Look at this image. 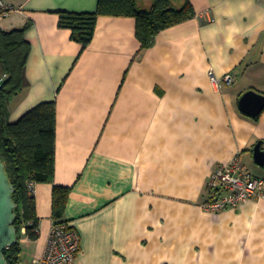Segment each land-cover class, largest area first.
Segmentation results:
<instances>
[{
  "label": "crops",
  "instance_id": "crops-1",
  "mask_svg": "<svg viewBox=\"0 0 264 264\" xmlns=\"http://www.w3.org/2000/svg\"><path fill=\"white\" fill-rule=\"evenodd\" d=\"M9 31L29 23L22 89L3 102L14 123L55 105L53 183L70 187L62 219L79 235L72 264H264V192L234 209L207 211L205 184L236 154L264 179V0H189L194 15L160 30L147 48L132 16H99L82 50L58 11H94L97 0H3ZM140 8L152 0H135ZM182 0L174 5L180 6ZM231 73V83L216 88ZM36 240L22 238L20 264L44 249L52 183H36Z\"/></svg>",
  "mask_w": 264,
  "mask_h": 264
},
{
  "label": "trees",
  "instance_id": "trees-1",
  "mask_svg": "<svg viewBox=\"0 0 264 264\" xmlns=\"http://www.w3.org/2000/svg\"><path fill=\"white\" fill-rule=\"evenodd\" d=\"M152 0L148 8H140L135 0H97L94 11H58V26L70 30L72 40L82 50L92 40L99 16H132L136 20V38L140 48L152 45L156 34L194 15L189 0ZM29 23L20 28L5 31L0 28V72L7 75L0 87V160L4 164L9 181L13 185L12 198L16 203L14 226L17 242L7 246L4 257L7 264L21 262V227L25 236L36 240L39 234V219L35 213V199L28 194L26 180L36 183H52V219H62L70 187L53 183L55 105L42 102L28 110L16 122L4 119L3 102L16 95L23 85V70L30 46L24 35Z\"/></svg>",
  "mask_w": 264,
  "mask_h": 264
},
{
  "label": "built area",
  "instance_id": "built-area-1",
  "mask_svg": "<svg viewBox=\"0 0 264 264\" xmlns=\"http://www.w3.org/2000/svg\"><path fill=\"white\" fill-rule=\"evenodd\" d=\"M14 10L13 5L0 0V19ZM6 77L5 73L0 72V87ZM209 77L218 89L222 82L229 84L233 78L231 73L217 78L212 71L209 72ZM25 184L28 194L33 195L36 182L32 178H28ZM263 192L264 179L252 176L243 168L239 164V156L236 154L229 162L216 165L210 173L205 184L206 201L203 207L214 213L234 209L252 197L262 195ZM22 238H26L23 226L21 227ZM78 250L79 235L76 230L67 221H52L42 254L32 264H72Z\"/></svg>",
  "mask_w": 264,
  "mask_h": 264
},
{
  "label": "water",
  "instance_id": "water-1",
  "mask_svg": "<svg viewBox=\"0 0 264 264\" xmlns=\"http://www.w3.org/2000/svg\"><path fill=\"white\" fill-rule=\"evenodd\" d=\"M238 106L245 115L256 117L264 108V96L256 91L248 90L239 98ZM253 157L258 165H264V153L260 149V143L254 146ZM13 192V185L0 160V264H7L3 251L7 246L16 243L18 239L14 226L16 203L12 198Z\"/></svg>",
  "mask_w": 264,
  "mask_h": 264
}]
</instances>
